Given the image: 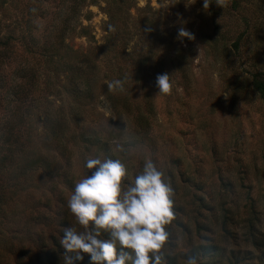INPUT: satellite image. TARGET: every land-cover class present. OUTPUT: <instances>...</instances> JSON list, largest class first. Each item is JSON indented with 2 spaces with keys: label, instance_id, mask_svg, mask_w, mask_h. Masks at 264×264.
<instances>
[{
  "label": "rangeland",
  "instance_id": "obj_1",
  "mask_svg": "<svg viewBox=\"0 0 264 264\" xmlns=\"http://www.w3.org/2000/svg\"><path fill=\"white\" fill-rule=\"evenodd\" d=\"M215 2L0 0V264H65L96 156L172 184L161 264H264V0Z\"/></svg>",
  "mask_w": 264,
  "mask_h": 264
},
{
  "label": "clouds",
  "instance_id": "obj_2",
  "mask_svg": "<svg viewBox=\"0 0 264 264\" xmlns=\"http://www.w3.org/2000/svg\"><path fill=\"white\" fill-rule=\"evenodd\" d=\"M212 3L204 0V8ZM216 5L225 6L224 0ZM177 38L194 40L181 27ZM168 73L158 74V95L169 94L174 81ZM126 80L108 82L109 91L125 90ZM86 174L75 183L68 208L83 231L64 228L60 241L65 249V264H76L89 254L90 264H161L160 250L168 237L166 226L173 219L172 184L150 158L143 170L132 176L119 158H88ZM107 234V236L105 235ZM189 264H197L195 257Z\"/></svg>",
  "mask_w": 264,
  "mask_h": 264
},
{
  "label": "trees",
  "instance_id": "obj_3",
  "mask_svg": "<svg viewBox=\"0 0 264 264\" xmlns=\"http://www.w3.org/2000/svg\"><path fill=\"white\" fill-rule=\"evenodd\" d=\"M254 84L262 92L264 96V72H259L254 75ZM256 232L251 233L252 242L255 246L258 247V249H262V247H264V239L258 234V232L257 233ZM57 244L59 245V247H61L59 243ZM263 254H264V251H263Z\"/></svg>",
  "mask_w": 264,
  "mask_h": 264
}]
</instances>
